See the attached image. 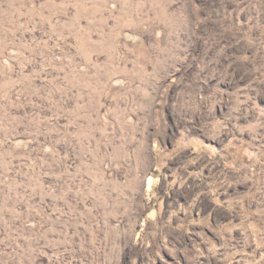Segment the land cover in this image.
<instances>
[{
    "label": "rangeland",
    "instance_id": "obj_1",
    "mask_svg": "<svg viewBox=\"0 0 264 264\" xmlns=\"http://www.w3.org/2000/svg\"><path fill=\"white\" fill-rule=\"evenodd\" d=\"M0 264H264V0H0Z\"/></svg>",
    "mask_w": 264,
    "mask_h": 264
}]
</instances>
